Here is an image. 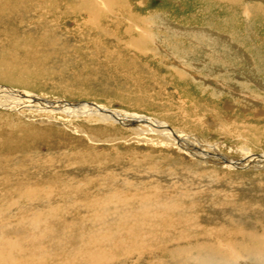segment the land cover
I'll return each mask as SVG.
<instances>
[{"label": "rangeland", "instance_id": "1", "mask_svg": "<svg viewBox=\"0 0 264 264\" xmlns=\"http://www.w3.org/2000/svg\"><path fill=\"white\" fill-rule=\"evenodd\" d=\"M110 1L0 0V264H264V0Z\"/></svg>", "mask_w": 264, "mask_h": 264}, {"label": "bare ground", "instance_id": "2", "mask_svg": "<svg viewBox=\"0 0 264 264\" xmlns=\"http://www.w3.org/2000/svg\"><path fill=\"white\" fill-rule=\"evenodd\" d=\"M110 1V0H109ZM113 1V0H112ZM96 2V1H95ZM111 2V1H110ZM88 4V3H87ZM94 6V5H93ZM91 6L89 11L91 13H96L98 12L97 8L96 7H93ZM110 10L109 8L106 7V10L105 11H108ZM104 11V12H105ZM103 12V14H104ZM96 16V14L94 15ZM130 19V18H129ZM138 38V37H137ZM1 91V90H0ZM9 91V90H7ZM6 91V92H7ZM9 92H12L13 96L15 95V98L12 102H14L15 104L19 103V104H26L27 105H31L32 102H34V104H36V106H39V105H44L45 108H52L54 107L55 105L58 106L59 108L62 107V110L66 109V110H71V111H77L80 110V111H83V110H87V111H95L94 109H96V112L99 111L100 115L103 114L104 116H108V117H111V118H114L115 120H118V121H125V122H131V121H141V122H146L148 124H150L151 126H155V127H159L161 128V130H165L166 132L168 133H173L174 134V131L167 128V125L164 124L163 122H160L156 119H153V118H149V117H144V116H141V115H137V114H122V112L118 113V112H113L112 110H109L108 108L107 109H104V108H101L100 106H97L96 104H89V105H84V104H78V105H74V104H68V103H63L62 101L60 100H57V99H42L40 98L39 96L37 95H32V94H17V93H13V91H9ZM11 96V95H10ZM9 100V99H8ZM10 104V103H9ZM13 104V103H12ZM54 104V105H53ZM33 105V104H32ZM12 106V105H11ZM52 106V107H51ZM97 109H101V110H97ZM65 110V111H66ZM108 110V111H107ZM102 111H106L105 113H103ZM110 111V112H109ZM102 112V113H101ZM90 113V112H89ZM170 133V134H171ZM177 138L179 140H181L182 142V138L180 136H177ZM183 144V143H182ZM186 146V145H185ZM260 158H262L261 156H258ZM225 160V157L222 158ZM264 159V158H263ZM226 161V160H225ZM234 163V162H232ZM216 248V247H215ZM219 252V251H218ZM232 252V250H231ZM174 253V251H173ZM177 253V252H176ZM175 254V253H174ZM230 254V253H229ZM90 255V254H89ZM177 255V254H176ZM264 259V257H263ZM181 260V259H180ZM203 260V259H202ZM207 260V259H206ZM185 262V261H184ZM203 262V261H202ZM212 262V261H211ZM231 264V263H230Z\"/></svg>", "mask_w": 264, "mask_h": 264}, {"label": "water", "instance_id": "3", "mask_svg": "<svg viewBox=\"0 0 264 264\" xmlns=\"http://www.w3.org/2000/svg\"><path fill=\"white\" fill-rule=\"evenodd\" d=\"M71 104H72V103H71ZM73 104L76 106V105H78L79 103L76 102V103H73ZM222 158H224V157H222ZM225 160H227V161H229V162L231 161V163H232V162H235L234 160H228V159H226V158H225ZM244 162H245V161H244ZM250 163H257V162H255V161L253 162V161H252V162H250ZM232 164L234 165V163H232ZM234 166H235V167H246L247 165H242V164L238 163V164H235Z\"/></svg>", "mask_w": 264, "mask_h": 264}]
</instances>
